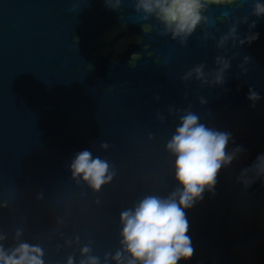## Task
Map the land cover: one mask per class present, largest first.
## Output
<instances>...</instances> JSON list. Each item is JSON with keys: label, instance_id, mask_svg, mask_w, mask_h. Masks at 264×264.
Masks as SVG:
<instances>
[{"label": "water", "instance_id": "obj_1", "mask_svg": "<svg viewBox=\"0 0 264 264\" xmlns=\"http://www.w3.org/2000/svg\"><path fill=\"white\" fill-rule=\"evenodd\" d=\"M140 2L0 0V247L38 246L43 264H117V252L130 264L121 213L181 187L167 144L191 111L230 133V153L243 151L185 210L194 253L180 264H264V176L244 174L264 154L257 0L205 3L206 19L186 38H173ZM217 57L230 64L222 84ZM199 65L203 79L192 71ZM249 88L261 97L255 107ZM83 150L109 165L99 191L73 178Z\"/></svg>", "mask_w": 264, "mask_h": 264}, {"label": "clouds", "instance_id": "obj_2", "mask_svg": "<svg viewBox=\"0 0 264 264\" xmlns=\"http://www.w3.org/2000/svg\"><path fill=\"white\" fill-rule=\"evenodd\" d=\"M212 2L214 0H141L138 10L143 8L145 13L155 15L172 31L173 38H186L193 34L202 19H206L201 15L205 3ZM235 2L236 0H233L231 3ZM253 14L264 17V3L257 0ZM252 27H256L255 23ZM144 30L148 31V28ZM232 33H235V28ZM258 38L259 34L255 33L240 40V44L250 45ZM226 39L227 37L221 40L220 46H223ZM248 59L245 58L246 61ZM217 63L223 67L217 73L215 82L222 84L223 71L229 68L230 64L223 57H217ZM203 68V65H199L192 70L198 79L204 77ZM191 75L192 72H189L183 79L187 80ZM248 99L255 107V102L261 97L253 88H249ZM201 102L206 103L203 98ZM230 139V133L200 123L199 116L191 111L182 117L175 135L167 144V149L176 155L175 175L181 187L167 198L147 196L134 211L126 210L121 213L124 226L123 244L132 257L130 264H135L136 261L140 264H180L181 260L192 258L194 249L188 235L189 225L185 210L191 208L197 199H202L206 189L211 191L215 188L221 169L231 165L237 152L243 151L237 148L230 153L227 150ZM71 170L73 178L82 176L95 191H99L112 179V176L108 175V163L100 158L93 159L88 150L77 154L71 164ZM249 171H254L257 179L264 176V154L258 155L253 164L244 169V174ZM254 182L250 179L244 180L246 187H250ZM19 235L20 233H17V236ZM82 251L86 255L90 249L85 247ZM42 256L43 252L38 246L26 243L20 244L11 254L0 247V264H43ZM115 259L117 264H121V253L117 252ZM68 264H73V258H69ZM81 264H99V260L89 257L88 260L81 261Z\"/></svg>", "mask_w": 264, "mask_h": 264}]
</instances>
